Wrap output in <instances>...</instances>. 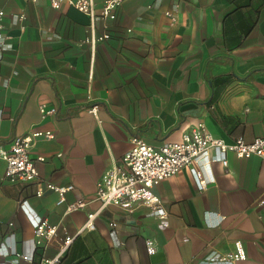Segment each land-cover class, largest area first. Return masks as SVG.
I'll return each instance as SVG.
<instances>
[{
  "label": "crops",
  "instance_id": "obj_1",
  "mask_svg": "<svg viewBox=\"0 0 264 264\" xmlns=\"http://www.w3.org/2000/svg\"><path fill=\"white\" fill-rule=\"evenodd\" d=\"M0 10V147L53 131L31 148L33 158L45 157L40 181L73 186L61 202L55 190L39 196L35 182L6 178L0 159V243L35 262L53 256V244L33 248L36 217L57 226L60 237L73 236L61 264H206L213 252L238 249L244 257L236 264H264L259 156L229 152L225 165L211 148L152 188L165 220L146 205H109L86 228L88 214L100 209L92 201L97 183L121 164L132 135L159 146L202 123L227 142L264 137V0H125L110 22L49 0H0ZM105 33L103 41H86ZM41 104L56 113L43 118ZM195 172L210 181L206 188ZM79 200L89 203L70 210Z\"/></svg>",
  "mask_w": 264,
  "mask_h": 264
},
{
  "label": "built area",
  "instance_id": "obj_2",
  "mask_svg": "<svg viewBox=\"0 0 264 264\" xmlns=\"http://www.w3.org/2000/svg\"><path fill=\"white\" fill-rule=\"evenodd\" d=\"M38 2L39 0H26ZM125 0H49L54 8H59L63 3L77 8L94 18L98 15L103 21L110 22L117 18L118 9ZM99 8V12L97 11ZM172 22H176V16L168 11ZM4 10H0V59L6 44L3 34L4 29ZM20 20L25 18L22 13L18 16ZM109 33L98 37L87 39V42L94 44L109 38ZM56 106L40 105V112L43 118L54 115ZM96 107L92 112H96ZM39 137L54 138L55 134L51 130H36L26 135L16 136L8 148L0 147V159L6 163L5 177L11 181L35 182L37 184V195L41 196L46 189L57 191L64 200L67 191L73 186H58L52 182L43 184L40 181L39 163L45 161L44 156L33 158L31 148ZM215 149L223 163L228 164L227 154L235 153L238 157L249 158L259 156L264 159V137H257L247 141L243 137H237L231 142L216 138L210 135L204 124L185 131L178 141L165 142L159 146L149 144L142 136L134 134L131 137V147L122 158L121 164H112L103 172L97 183V192L92 201L100 202V209L88 214L86 223L87 229L95 228V218L102 208L109 205L118 206L127 211H134L139 205L149 206L152 213L163 220L168 216V212L162 205L159 198L152 192V188L163 179L178 173L185 166L191 165L205 156L209 149ZM217 159V156L211 158ZM196 181L199 188H206L210 181L196 173ZM91 202V201H90ZM89 202L79 200L69 206L70 210H78L87 206ZM35 233L33 248L42 247L45 251L51 244L55 245L56 253L53 256L43 254L39 264H61L65 252L68 250L73 236L66 235L60 237L58 228L48 224L41 218L34 217ZM113 225V224H112ZM150 253L155 252L156 243L152 239L147 240ZM0 257L4 261L0 264H17L22 258L27 264L34 261L33 254L19 253L15 249L7 246L5 242L0 243ZM244 255L240 249L234 252L221 253L213 252L208 256L206 264H236ZM7 259V260H6Z\"/></svg>",
  "mask_w": 264,
  "mask_h": 264
},
{
  "label": "trees",
  "instance_id": "obj_3",
  "mask_svg": "<svg viewBox=\"0 0 264 264\" xmlns=\"http://www.w3.org/2000/svg\"><path fill=\"white\" fill-rule=\"evenodd\" d=\"M40 259H41V257H40ZM40 259L37 262L33 261V264H39Z\"/></svg>",
  "mask_w": 264,
  "mask_h": 264
}]
</instances>
